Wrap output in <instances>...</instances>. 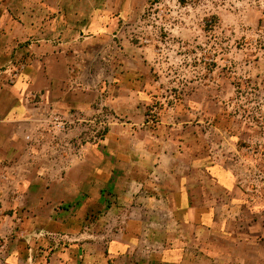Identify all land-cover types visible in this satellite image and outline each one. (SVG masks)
Returning <instances> with one entry per match:
<instances>
[{
  "label": "rangeland",
  "instance_id": "374dc122",
  "mask_svg": "<svg viewBox=\"0 0 264 264\" xmlns=\"http://www.w3.org/2000/svg\"><path fill=\"white\" fill-rule=\"evenodd\" d=\"M99 6L110 30L77 46L72 85L87 106L63 119L56 154L77 160L110 137L122 158L131 147L139 160L166 162L160 174L171 168L174 183L189 176L201 202L230 223L241 242L229 251L264 264V0ZM198 236L215 254L226 248L221 237Z\"/></svg>",
  "mask_w": 264,
  "mask_h": 264
},
{
  "label": "crops",
  "instance_id": "0c3cea01",
  "mask_svg": "<svg viewBox=\"0 0 264 264\" xmlns=\"http://www.w3.org/2000/svg\"><path fill=\"white\" fill-rule=\"evenodd\" d=\"M97 3L0 0V264H243L230 223L189 176L160 174L166 162L131 147L122 158L110 137L77 160L56 154L54 118L87 106L77 46L110 30ZM205 232L226 248L215 254Z\"/></svg>",
  "mask_w": 264,
  "mask_h": 264
},
{
  "label": "built area",
  "instance_id": "2783aa9c",
  "mask_svg": "<svg viewBox=\"0 0 264 264\" xmlns=\"http://www.w3.org/2000/svg\"><path fill=\"white\" fill-rule=\"evenodd\" d=\"M58 121H59V124L62 123V125H63L64 122H63V119L60 116H57V117L54 118V122L55 123L58 122Z\"/></svg>",
  "mask_w": 264,
  "mask_h": 264
}]
</instances>
